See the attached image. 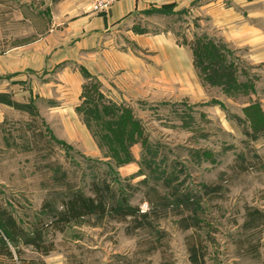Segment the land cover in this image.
I'll use <instances>...</instances> for the list:
<instances>
[{
  "label": "rangeland",
  "instance_id": "1",
  "mask_svg": "<svg viewBox=\"0 0 264 264\" xmlns=\"http://www.w3.org/2000/svg\"><path fill=\"white\" fill-rule=\"evenodd\" d=\"M28 1L25 6L24 0H0V47L47 30L53 3ZM143 14L155 22L149 21V27L141 22L145 31L171 29L178 43L190 48L195 37L212 40L180 11L153 8ZM127 40L121 39L122 46L132 47ZM216 43L232 74L210 79L194 62L204 84L196 99L183 96L180 85L169 91L150 87L145 79L135 81L140 96L123 97L112 77L105 76L102 85L100 68L90 73L80 67L84 78L77 111L93 150L80 132L68 133L59 124L53 133L46 116L9 122L14 128L0 132V216L2 222L17 223L21 239L17 249L9 246L10 259L1 252L6 236L5 225L0 226V264H22L24 256H32L24 241L34 229H39L42 249L68 264H189L186 244L195 229H182L179 220L191 214L207 250L205 264H264V64H250L242 53ZM211 63L204 58L202 65ZM148 91L151 98L143 95ZM125 111L137 120L138 132L132 131L133 142H123L131 158L119 163L122 152L114 157L109 149L118 142L112 134L110 142L103 135L109 133L105 122H116ZM93 181L108 203L119 204L123 197L130 206L151 212L152 225L129 230V221L106 214L71 221L62 229L51 226L62 198L77 191L91 195ZM205 186L216 190L206 193ZM251 208L263 213L258 228L244 226Z\"/></svg>",
  "mask_w": 264,
  "mask_h": 264
},
{
  "label": "crops",
  "instance_id": "2",
  "mask_svg": "<svg viewBox=\"0 0 264 264\" xmlns=\"http://www.w3.org/2000/svg\"><path fill=\"white\" fill-rule=\"evenodd\" d=\"M28 3L24 0L23 4ZM50 3L54 10L47 30L37 29L30 40L9 41L0 47V132L13 129L9 122L14 119L46 116L53 133L59 132L60 125L68 133L80 132L93 150L95 143L77 111L84 78L80 67L90 73L100 68L102 85L105 76L112 77L110 81L123 97L125 93L140 96L135 81L141 79L150 87L169 91L180 85L186 98L203 94L204 84L197 77L190 46L178 43L171 29L145 31L140 23L149 27V21L153 22L143 14L147 9L187 14L209 39L242 53L250 64H264V0H116L101 12L92 10L91 0ZM36 12L39 17L44 15ZM21 18L32 22L29 15L21 14ZM124 38L132 47L122 46ZM143 95L149 96V91ZM1 225H5L6 236L2 245L11 259L14 254L9 246L18 245L20 228L16 222H2L0 216ZM38 230L25 236L32 256H24L22 264H68L63 256L34 246V242L41 243Z\"/></svg>",
  "mask_w": 264,
  "mask_h": 264
},
{
  "label": "trees",
  "instance_id": "3",
  "mask_svg": "<svg viewBox=\"0 0 264 264\" xmlns=\"http://www.w3.org/2000/svg\"><path fill=\"white\" fill-rule=\"evenodd\" d=\"M191 49L194 62L200 68V70H202L203 73H205L210 79L217 74H222L224 76L226 75V72L227 74H232L230 71L232 67L225 66L226 64L224 65L222 63L223 61H226L223 54L224 49H222V46H219V44H217L215 41L208 40L207 42H204L201 37H195ZM204 58L209 60L210 62H213L210 64L212 66L205 67V65H202ZM221 65H223V68H221ZM207 68H210L211 71H206ZM14 105L20 106L17 103H14ZM78 110L81 111L80 108H78ZM108 112L109 111L107 109L103 111L104 114ZM127 113V111H125V113H122L119 116L118 120H116V122L115 120L113 122H105L109 133L104 134L103 138L107 139L110 142L112 134L119 144V147L111 146L109 147V149L114 153V157H116L115 155L118 154L119 150L124 155L123 158H121V156H118L117 160L119 163L128 161L131 158L128 147L123 144V142L126 140H129V143L130 141L133 142L131 134L132 131L134 132L135 130H137L138 124L137 120L135 118L132 119V117H130ZM94 115L99 118V113L97 111ZM111 125H114V128ZM137 135H139V133H137ZM91 184V195H85L84 193L77 191L69 194L65 198H62L61 210L56 215V217L53 218V220H50L49 224H51V226H54L55 229H62L61 227L63 224L70 223L71 221H77L81 218L91 216L101 218L106 214H109L119 221H129L131 223V227L129 228V230L152 225V220L150 217L151 212H140L138 206H130L127 202H125L126 200L123 197L120 198L121 203L119 204H111L110 202L108 203L101 186H99V184L94 181ZM215 190L216 188L207 186L204 187V191L206 193L213 192ZM180 203L184 205L185 201L181 200ZM193 215L191 214L188 216H184L179 220V225L182 229H187L189 227H194L195 229L193 234L191 235L193 239L191 241H188V243L186 244L187 259L189 264H205L207 250L205 244L203 243V239L198 234H196L198 228L196 226L198 225V222ZM262 217L263 213L258 208L246 209V220L244 222V226L252 228L260 227V225L262 224ZM34 244L36 248L42 250L44 253H47L49 251V249H42L41 245L37 242H34ZM3 246L5 247V245H2V247ZM2 251L8 255L10 254V251H8L7 248L2 249L1 252Z\"/></svg>",
  "mask_w": 264,
  "mask_h": 264
},
{
  "label": "built area",
  "instance_id": "4",
  "mask_svg": "<svg viewBox=\"0 0 264 264\" xmlns=\"http://www.w3.org/2000/svg\"><path fill=\"white\" fill-rule=\"evenodd\" d=\"M114 1L116 0H91V8L97 12L106 11ZM140 211L144 212L145 210Z\"/></svg>",
  "mask_w": 264,
  "mask_h": 264
}]
</instances>
